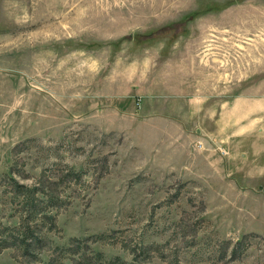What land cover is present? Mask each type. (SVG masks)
Instances as JSON below:
<instances>
[{"label": "rangeland", "instance_id": "374dc122", "mask_svg": "<svg viewBox=\"0 0 264 264\" xmlns=\"http://www.w3.org/2000/svg\"><path fill=\"white\" fill-rule=\"evenodd\" d=\"M97 259L264 264V0H0V264Z\"/></svg>", "mask_w": 264, "mask_h": 264}, {"label": "trees", "instance_id": "16d2710c", "mask_svg": "<svg viewBox=\"0 0 264 264\" xmlns=\"http://www.w3.org/2000/svg\"><path fill=\"white\" fill-rule=\"evenodd\" d=\"M100 237H102V235H99V238ZM75 243H76V241H80V239H78V238H74V239H72ZM98 257H99V255H97ZM116 260H118V258H116ZM48 264H52L51 262H49ZM87 264H92V263H87ZM95 264H103V262H101L99 259H97V263H95ZM115 264H117V262L115 263Z\"/></svg>", "mask_w": 264, "mask_h": 264}]
</instances>
